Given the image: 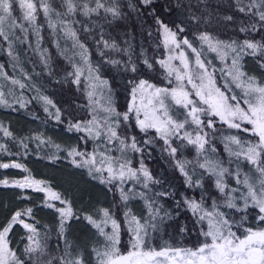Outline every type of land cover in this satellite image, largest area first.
Masks as SVG:
<instances>
[{
    "label": "snow or ice",
    "instance_id": "snow-or-ice-1",
    "mask_svg": "<svg viewBox=\"0 0 264 264\" xmlns=\"http://www.w3.org/2000/svg\"><path fill=\"white\" fill-rule=\"evenodd\" d=\"M0 54V108L77 134L0 120V169L26 174L0 189L43 193L0 200V264H264V0H0ZM33 152L99 192L54 190Z\"/></svg>",
    "mask_w": 264,
    "mask_h": 264
},
{
    "label": "trees",
    "instance_id": "trees-1",
    "mask_svg": "<svg viewBox=\"0 0 264 264\" xmlns=\"http://www.w3.org/2000/svg\"><path fill=\"white\" fill-rule=\"evenodd\" d=\"M44 35L46 37L45 44L46 46H48L47 33L45 32ZM7 59L8 58L6 57V55L0 54V63H7ZM54 59H56L58 64L63 63L62 61L59 60V58H54ZM28 67L30 68L31 65H29ZM248 68L259 74L258 70H256L255 68L254 62L251 60H249L248 62ZM8 70L11 72L10 67ZM40 83H43V81H40ZM49 91L55 92V98L58 101L64 102L69 99L70 94L67 92V90H64L62 92L60 89H52L51 87H49ZM118 103L121 106V108H123L124 105L126 104V98L123 92H121L118 98ZM34 110L39 112L41 117L44 116L43 112L39 109L38 105L35 107ZM0 120L9 123L12 129L18 135H26L32 131L39 129L45 131L47 135L51 136L53 140H55L57 143L75 144L77 142V134L65 133L62 130V128L52 123H48L47 125H45L42 124L40 121H33L32 118L24 111L14 113L11 112L10 110L0 108ZM30 148L35 149V143L31 144ZM44 151L51 153L54 152L55 149L45 148ZM40 154L43 155V153ZM3 158L5 160L16 159V157H11V158L3 157ZM23 163H25L27 167L31 170L32 176H34L36 179L49 181L52 184L54 190L61 193H64L66 191L70 193H76L79 189H83V188H88L90 191L99 192L101 188V186L99 185H96L95 188H93L91 184L86 183L87 177L85 175H82V170H77L72 168L67 160L57 161L56 163L53 164L46 159H39L35 154V152H33L32 155L23 159ZM151 166L153 167L154 170L162 169L164 167V164L163 161L157 158L154 159ZM24 175L26 174L18 169H8V170L0 169V178L4 176H7L9 178H21ZM18 192L19 190H15V189H0V200L10 205L11 207L22 208L27 206L29 203H39L40 199L43 197V193H35L29 191V194L33 197V200L31 202L21 201L15 198ZM101 199L104 201L105 206H107L108 202L111 200V197L110 196L107 198L101 197ZM77 204L79 206V201L77 202ZM134 206L137 209H140L141 207L139 203H136ZM38 217L41 219L42 224L49 225V227L54 225L53 214L51 213V210L43 209L38 213ZM0 219H3L2 213H0ZM21 235H22L21 230L17 229L16 234L13 236V241L22 250L23 244L20 241ZM69 236L70 239H72L74 242L79 243L88 240L90 234L87 233L86 230L81 225L74 223Z\"/></svg>",
    "mask_w": 264,
    "mask_h": 264
}]
</instances>
